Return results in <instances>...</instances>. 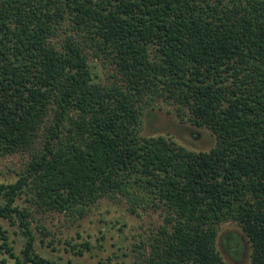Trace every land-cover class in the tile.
Wrapping results in <instances>:
<instances>
[{
    "label": "trees",
    "instance_id": "16d2710c",
    "mask_svg": "<svg viewBox=\"0 0 264 264\" xmlns=\"http://www.w3.org/2000/svg\"><path fill=\"white\" fill-rule=\"evenodd\" d=\"M162 103L214 145L142 134ZM15 155L17 181L0 183V219L23 239L18 254L0 224V253L15 264H60L38 252L23 195L43 214L106 197L161 212L135 264H229L228 222L264 264V0H0V157Z\"/></svg>",
    "mask_w": 264,
    "mask_h": 264
},
{
    "label": "rangeland",
    "instance_id": "374dc122",
    "mask_svg": "<svg viewBox=\"0 0 264 264\" xmlns=\"http://www.w3.org/2000/svg\"><path fill=\"white\" fill-rule=\"evenodd\" d=\"M95 63L102 78L107 79L111 70L101 61ZM162 104L158 106L161 109L146 110L142 134L172 138L194 150H209L214 145L215 137L210 131L195 128L187 116H180L173 106ZM26 160L27 156L23 155L0 157V183H15ZM17 206L33 213L31 226L38 252L60 264H100L101 261L135 264L140 253H148L151 239L164 225L161 212L138 208L133 213L124 197L102 198L84 215L43 214L27 195L17 200ZM0 224L9 232L15 252L20 254L23 239L18 228L9 220L0 219ZM218 249L229 264H251L250 244L237 223L228 222L220 227ZM79 250L84 251L83 256L78 254ZM0 264H15V261L0 253Z\"/></svg>",
    "mask_w": 264,
    "mask_h": 264
}]
</instances>
